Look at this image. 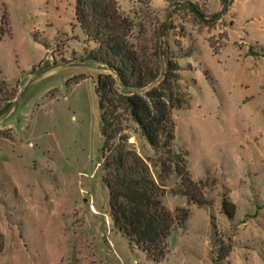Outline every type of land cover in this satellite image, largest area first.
Wrapping results in <instances>:
<instances>
[{
	"label": "rangeland",
	"instance_id": "1",
	"mask_svg": "<svg viewBox=\"0 0 264 264\" xmlns=\"http://www.w3.org/2000/svg\"><path fill=\"white\" fill-rule=\"evenodd\" d=\"M118 3L132 40L148 42L149 56L161 41L176 68L185 96L171 110L176 144L211 205L172 192L180 178L169 174L163 204L189 211L186 222L160 263L130 245L101 166L95 86L109 70L87 59L95 43L76 0H0V264H264V0Z\"/></svg>",
	"mask_w": 264,
	"mask_h": 264
},
{
	"label": "trees",
	"instance_id": "2",
	"mask_svg": "<svg viewBox=\"0 0 264 264\" xmlns=\"http://www.w3.org/2000/svg\"><path fill=\"white\" fill-rule=\"evenodd\" d=\"M221 3L226 4V0ZM189 4L204 17L197 5ZM75 18L86 40L95 43L87 50V59L109 70L99 74L95 91L104 139L103 182L109 193L112 219L130 245L160 263L167 254V240L175 225H184L189 214L179 209L184 215L177 217L163 204L167 192L164 178L176 173L180 182L172 192L199 206L211 205L203 182L191 176L186 152L176 144L171 110L183 104L184 96L176 68L161 41L155 55L149 56L153 47L148 42L132 40L134 23L121 12L118 0H76ZM76 78L85 77L82 74ZM130 128L151 147L153 156L138 151L130 140ZM154 170L158 171L157 178ZM231 206L234 207L223 201L229 218L234 215Z\"/></svg>",
	"mask_w": 264,
	"mask_h": 264
},
{
	"label": "crops",
	"instance_id": "3",
	"mask_svg": "<svg viewBox=\"0 0 264 264\" xmlns=\"http://www.w3.org/2000/svg\"><path fill=\"white\" fill-rule=\"evenodd\" d=\"M155 1V0H154ZM174 2L175 1H180V0H173ZM183 1H185V0H183ZM188 1H190V2H193V3H196L197 4V2H199L200 0H188ZM220 2H221V0H220ZM222 4V3H221Z\"/></svg>",
	"mask_w": 264,
	"mask_h": 264
},
{
	"label": "water",
	"instance_id": "4",
	"mask_svg": "<svg viewBox=\"0 0 264 264\" xmlns=\"http://www.w3.org/2000/svg\"><path fill=\"white\" fill-rule=\"evenodd\" d=\"M175 4V3H174ZM165 73V66H163V74Z\"/></svg>",
	"mask_w": 264,
	"mask_h": 264
}]
</instances>
